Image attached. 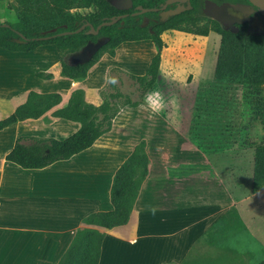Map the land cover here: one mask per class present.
<instances>
[{
	"label": "crops",
	"instance_id": "1",
	"mask_svg": "<svg viewBox=\"0 0 264 264\" xmlns=\"http://www.w3.org/2000/svg\"><path fill=\"white\" fill-rule=\"evenodd\" d=\"M132 42L144 43L156 53L149 39ZM126 43H120L110 57L124 50ZM32 55L42 61L26 71L36 60L30 59ZM108 57L94 63L84 78L72 79L60 74V57L53 45L27 52L0 48V119L25 102L31 90L61 97L42 116L0 130V264H58L75 232L85 227L104 234L97 264H180L231 207L245 226L240 204L264 193V188L251 190L250 147L217 145L211 140L214 134L207 133L202 144L164 110L150 114L141 107L143 101L122 106L108 131L67 160L33 169L6 161L18 137L62 140L78 130L79 122L51 113L64 107L75 89L84 91L87 103L99 105L106 75L117 66ZM37 72L52 76L40 78ZM4 81L9 83L2 85ZM141 140L149 162L128 222L112 228L84 223L90 213L113 208L114 174ZM180 166L199 167L181 175L169 173Z\"/></svg>",
	"mask_w": 264,
	"mask_h": 264
},
{
	"label": "trees",
	"instance_id": "2",
	"mask_svg": "<svg viewBox=\"0 0 264 264\" xmlns=\"http://www.w3.org/2000/svg\"><path fill=\"white\" fill-rule=\"evenodd\" d=\"M162 0H132L133 6L142 5L146 8L157 7ZM191 8L170 16L166 21L149 22L143 26V16H154L156 12L148 11L142 14H127L108 26H101L97 34H87L85 27L74 32L85 22L94 27L103 20L116 17L125 12L118 10L107 0H15L12 9L16 12L17 23H0V48L9 51H31L40 45H53L60 57V74L72 79H82L87 70L97 62L99 55L109 51L114 55V49L122 42H132L144 39L151 40L156 46V53L151 57L144 74L134 75L142 92L151 90L159 74L163 40L161 33L165 30H182L187 33L207 36L209 31L220 35V45L214 71L215 78L227 83H246L251 87H259L264 83V34L255 35L241 30L233 33L223 30L215 21L205 17L201 11L199 0H189ZM97 7V8H96ZM96 8L89 14L73 12L78 9ZM100 9L103 14H100ZM206 19L209 25L194 28L199 19ZM151 28V32L148 30ZM72 31L70 34H61ZM21 35L25 38L22 41ZM108 37L109 40L96 51L91 59L84 64L70 66L65 57L76 52L87 42ZM15 39L21 40L17 42ZM40 78H50L51 74L37 72ZM118 93L112 94L116 97ZM58 93L28 92L26 101L6 117L0 119V130L28 118H38L54 105L60 102ZM141 101L126 99L120 106L112 108L111 103L103 101L95 106L84 99V91L75 89L70 93L67 104L54 110L53 116L63 117L80 123L77 131L65 139L43 137H18L13 147L5 155V160L22 168H42L56 161L67 160L72 155L90 147L93 142L111 127V121L119 109L124 106H137ZM264 127V113L258 114ZM252 149L253 170L251 178L252 192L264 188V143L246 142ZM148 156L145 151V141L135 145L131 154L117 168L110 188L112 209L93 212L83 221L88 225L112 228L128 222L140 186L147 174ZM199 166H180L170 169V174L181 175L196 171ZM245 226L235 208L231 207L223 214L204 236L207 243H213L215 233L230 232ZM103 233L95 228L85 227L77 230L61 257L58 264H97ZM181 264V263H180ZM258 264H264V259Z\"/></svg>",
	"mask_w": 264,
	"mask_h": 264
},
{
	"label": "rangeland",
	"instance_id": "3",
	"mask_svg": "<svg viewBox=\"0 0 264 264\" xmlns=\"http://www.w3.org/2000/svg\"><path fill=\"white\" fill-rule=\"evenodd\" d=\"M14 3L15 0H0V23H17L16 12L12 9ZM96 8L73 12L85 15ZM100 14H103L101 9ZM204 25H209V22L201 18L195 22L194 28ZM160 36L163 48L159 75L153 88L144 93L134 79V75L144 74L154 55L144 43H126V48L114 58L110 57L113 55L109 51L99 55L97 61L109 56L108 60L119 67L109 70L106 75L100 100L108 101L112 108H116L126 99L143 101L147 93L158 90L166 100V115L183 131L194 136L196 141L205 144L203 134L207 133L214 134L211 140L225 147L242 145L248 148L246 142L264 143V127L258 116L264 113V83L254 88L243 82L227 83L215 78L220 35L209 31L207 36H200L169 29ZM29 57L36 60L26 65V71H29L28 67L42 61L39 55ZM109 76L115 77V84L107 83ZM6 77L11 82V76ZM114 93L118 95L112 97ZM235 133L238 135L234 136ZM241 208L246 209L241 212L246 227L243 232L241 228L227 233L219 232L211 244L205 239L200 240L195 251L181 264H258L263 260L264 193L245 199L240 204V211Z\"/></svg>",
	"mask_w": 264,
	"mask_h": 264
},
{
	"label": "water",
	"instance_id": "4",
	"mask_svg": "<svg viewBox=\"0 0 264 264\" xmlns=\"http://www.w3.org/2000/svg\"><path fill=\"white\" fill-rule=\"evenodd\" d=\"M107 1L113 7H115L118 10L129 9L133 6L132 0H107ZM179 1H186L187 6H185V7L184 6H177L174 9H169V10L163 11L162 12L163 17H161L162 21H165L167 19V17H169V16L179 14L183 10L191 8L189 0H179ZM248 1L251 4L258 6L259 9L264 13V0H248ZM168 2H169V0H167L163 5H161L159 7L161 9H164ZM159 7L146 8V7H143L142 5H136V6H134L135 11L132 12L131 14L136 15V14H142V13H145L148 11H156L159 9ZM235 7L244 11V8L240 5L235 6ZM220 9H221V7L217 6L215 3L211 2V1H207L204 4L203 12L206 16H208V17L216 20L217 22H219L220 25L223 27V29L230 30L231 32H235L236 29L231 27L229 25V22L226 19L219 16ZM126 16H127V14L124 13V14L117 15L116 17H110L109 19L103 20L96 27H94L89 22H85L79 28H77L74 32H79V31L83 30L85 27H87V30H85V33L97 34L98 30L100 29L101 26L111 25V24L115 23L116 21H118L119 19H122ZM70 33H72V31H64L61 34H70ZM21 38H22V41H25V38L22 35H21ZM15 40L17 42H21V40H18V39H15ZM108 40H109V38L105 37L102 39H98L95 42H87L82 47H80L76 52L71 53V54L66 56V58H65L66 64H68L70 66H75L77 64H84V63L88 62L91 59V57L93 56V54L96 51H98L99 48L102 45H104Z\"/></svg>",
	"mask_w": 264,
	"mask_h": 264
},
{
	"label": "flooded vegetation",
	"instance_id": "5",
	"mask_svg": "<svg viewBox=\"0 0 264 264\" xmlns=\"http://www.w3.org/2000/svg\"><path fill=\"white\" fill-rule=\"evenodd\" d=\"M166 1L167 0H162L158 4L157 7L163 5ZM199 1L202 3L201 11H202L203 15L205 17L211 19V20H214V19L206 16L203 12L205 2L211 1V2L215 3L217 6L221 7L220 12H219V16L226 19L229 22V25L231 27H233L234 29H236V31L233 33H237L241 30H244L245 32L250 33V34H255V35L264 34V13L259 9L258 6L251 4L248 0H199ZM239 5L244 8V11L235 7V6H239ZM177 6H184L185 7V6H187V2L186 1H179V0H169V2L167 3V5L165 6L164 9H161L159 7L158 10L154 11V12H156V15L149 16V17L143 16L141 18V21H143L142 25L145 26L149 22H153V23H156L157 21L164 22L161 20V17H163L162 12L169 10V9H174ZM132 8H134V6H132L129 9H125L124 11L130 10ZM186 10H188V9H186ZM183 11H185V10H183ZM132 12H134V11H132ZM132 12H128V13L125 12V13L131 14ZM122 14H124V13H122ZM169 17H167V19ZM217 23L220 25L219 22H217ZM220 27L223 29V27L221 25H220ZM148 30L151 32L150 27H148ZM223 30H225V29H223ZM227 31H230V30H227Z\"/></svg>",
	"mask_w": 264,
	"mask_h": 264
},
{
	"label": "clouds",
	"instance_id": "6",
	"mask_svg": "<svg viewBox=\"0 0 264 264\" xmlns=\"http://www.w3.org/2000/svg\"><path fill=\"white\" fill-rule=\"evenodd\" d=\"M107 83L115 84V77L109 76L107 79ZM165 97L161 95L158 90L150 91L143 98V104L141 107L145 108V110L149 111L150 114H160L165 108Z\"/></svg>",
	"mask_w": 264,
	"mask_h": 264
}]
</instances>
